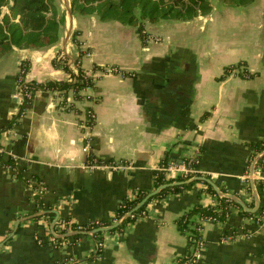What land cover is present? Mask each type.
<instances>
[{
    "label": "crops",
    "instance_id": "0c3cea01",
    "mask_svg": "<svg viewBox=\"0 0 264 264\" xmlns=\"http://www.w3.org/2000/svg\"><path fill=\"white\" fill-rule=\"evenodd\" d=\"M65 3L55 44L0 49V147L7 164L0 166V264L67 258L177 264L189 249L178 219L198 203H216L202 183L152 200L146 214L100 239L83 234L57 246L50 225L55 211L58 233L65 219L116 223L129 200L156 189L161 164L192 158L204 176L254 206L246 176L257 157L252 144L264 142V0H212L211 12L192 20L146 22V43L137 25L78 15L71 0ZM58 53L79 63L71 72L84 69L95 85L80 97L73 90H35L20 114L21 64L28 66L26 82L69 81L71 72L54 63ZM92 158L123 161L130 169L89 170L83 163ZM15 159L17 168L10 167ZM259 170L264 180V167ZM30 180L45 186L43 195ZM258 216L234 209L225 221L207 222L198 264H264V216ZM98 241L104 247L97 255Z\"/></svg>",
    "mask_w": 264,
    "mask_h": 264
},
{
    "label": "trees",
    "instance_id": "16d2710c",
    "mask_svg": "<svg viewBox=\"0 0 264 264\" xmlns=\"http://www.w3.org/2000/svg\"><path fill=\"white\" fill-rule=\"evenodd\" d=\"M237 4H242L249 0H228ZM251 1V0H250ZM212 0H71L72 12L78 15L90 16L97 15L101 20H118L122 23L137 25L140 37L146 43L148 34L144 27L146 22L159 23L165 20L188 21L200 15H205L212 10ZM65 24V12L60 13V7L57 0H0V49L19 48L41 49L55 44L59 40L62 25ZM78 32L74 33V41L80 44L77 38ZM85 51L79 52L81 58ZM54 63L62 66L71 72L67 64H62L54 58ZM61 63V64H60ZM98 68V66L96 67ZM28 70V66L25 68ZM72 80L47 82H28V89L35 90H61L63 93L73 90L76 97L81 96V91L85 88L95 85L94 77L84 69L80 68L78 74L71 72ZM31 99L26 97L25 103ZM91 112V110H90ZM89 112V113H90ZM93 124V117L88 121ZM255 148V156L264 151V142L253 143ZM167 161V160H166ZM167 163V162H164ZM264 167V157L261 158L255 171ZM154 177L155 188L164 184L178 183L170 185L160 193L154 195L140 209L135 211L131 217L124 221L116 229H122L126 224L132 222L140 215L146 214L147 205L154 199L165 197L169 193L179 194L183 191L190 190L198 183L207 186V191L215 195L216 203L214 205L196 204L191 210L178 219V227L180 231L188 236V248L195 243V239L202 236L198 230L202 223L200 220H209V222L225 221L232 215L234 209L244 217L264 216V180L259 178L255 180L256 188L260 196L261 204L256 213L245 211L238 203L225 197H221L209 183L205 181H193L187 183L188 179L199 174H191L188 176H177L176 178L167 179L165 172H158ZM210 178L209 176H206ZM247 180V187L252 194V186L250 180ZM222 191L227 192L226 188L221 187ZM149 193L140 191L138 196L120 210L117 218H121L125 213L133 209L140 201H142ZM254 200V199H253ZM254 205V201L250 203ZM108 222L90 221L88 223L78 224L71 223V227L75 230L85 229L92 230L104 225ZM56 229V226H55ZM114 229V230H116ZM103 232L95 233L100 239ZM100 249L97 254H101ZM186 254L180 255L178 263L184 261Z\"/></svg>",
    "mask_w": 264,
    "mask_h": 264
},
{
    "label": "built area",
    "instance_id": "2783aa9c",
    "mask_svg": "<svg viewBox=\"0 0 264 264\" xmlns=\"http://www.w3.org/2000/svg\"><path fill=\"white\" fill-rule=\"evenodd\" d=\"M87 55H91V53L89 51L86 52ZM57 60L63 64H67L68 67L72 66V65H79V63L77 62H71L70 59L67 57V55H65L64 53H58L56 56ZM27 65H25L24 63L21 64V71H20V76L18 79L19 82V90H18V94L17 97L21 102V110H20V114H24V109H25V99L26 97L28 99H30L33 95V91L28 89V91L26 92L25 90L27 88H29V86L27 85L28 82H26L23 78V75L25 74V67ZM111 72H114V69L110 70ZM79 70L77 72H75L76 74H78ZM109 72V71H108ZM70 80H72V78H70ZM92 117L94 118L93 112L91 111L89 113L88 119L90 120V118L92 119ZM3 152V149L0 147V166H5L7 165L5 162L2 161L1 158V154ZM18 164L17 159H15L12 163L8 164L10 167H16ZM84 166L89 169V170H95V169H109L112 171H125L127 169H130V165L126 164L123 161H116V160H102V159H98V158H92L90 161H88L87 163H83ZM17 168V167H16ZM165 172L167 179L169 178H176L177 176L183 175V176H188V175H195V174H199V175H203V173L199 170L198 168V159L197 158H192L189 159L187 161H185L183 164L181 165H175L172 163H167V164H161L155 172V175H157L156 173L158 172ZM171 175V177H169L168 175ZM261 171H255L253 178L259 179L262 178L261 177ZM174 175V176H172ZM204 176V175H203ZM246 178L248 180H250L251 176L250 173L246 176ZM29 185L31 186L33 192L39 196L43 195V193L45 192V186L40 183V182H35V181H29ZM263 216H258L257 220H261ZM202 225L201 227L198 228V230L202 233V236L197 238V240L195 239V243L192 244L190 246V248L188 249L187 253H186V258L184 259V261L178 263L179 261H177V264H198L200 262V260H202L203 258V251L205 248V240H204V228H205V224L207 222H209V220H200ZM71 221L70 220H62L61 221V226H62V232H59V234L61 233H66L69 231H74L75 229H73L71 227ZM79 230H85V229H79ZM56 233H58V231H56ZM69 237L66 238H58V237H54L53 240L56 243L57 246H62L66 243L67 239ZM104 247V242L103 241H98L97 242V248H96V252L98 253V251L100 249H103ZM98 255V254H97ZM77 262L72 259V258H67L64 262V264H76Z\"/></svg>",
    "mask_w": 264,
    "mask_h": 264
},
{
    "label": "water",
    "instance_id": "95a60500",
    "mask_svg": "<svg viewBox=\"0 0 264 264\" xmlns=\"http://www.w3.org/2000/svg\"><path fill=\"white\" fill-rule=\"evenodd\" d=\"M264 157V151H262L261 153H259L257 155V157L254 159V161L252 162L251 168H250V183L252 186V193L255 199V203L253 207H250L247 205V203L241 199L240 197H238L237 195L233 194V193H229V192H224L222 191V189L210 178L200 175V176H194L191 177L190 179H188L187 183L193 182V181H205L207 183H209L210 185H212V187L215 189V191L218 193L219 196L221 197H225L228 198L230 200H233L234 202L238 203L245 211L249 212V213H256L259 208H260V204H261V200H260V196L258 194L257 188H256V184H255V179L253 178L255 169H256V165L258 163V161ZM174 184H178L177 182L172 183V184H164L159 186L157 189H155L154 191L150 192L142 201H140L133 209H131L130 211H128L127 213H125L121 218H119L116 223L110 224V225H104L92 230H74V231H69L66 233H56L55 231V223L56 220L59 216V212L55 211V214L57 215L56 219L51 223L50 228L52 230V233L58 237V238H66V237H72V236H77V235H94L95 233L98 232H103V231H111L113 229H116L117 227H119L121 224L124 223L125 220H127L129 217H131L133 215V213L135 211H137L138 209H140L142 206H144L148 200L150 198H152L154 195L160 193L162 190H164L165 188H167L170 185H174ZM45 213V211L43 212H39L36 215L33 216H40L43 215ZM23 220H20V222H22Z\"/></svg>",
    "mask_w": 264,
    "mask_h": 264
},
{
    "label": "rangeland",
    "instance_id": "374dc122",
    "mask_svg": "<svg viewBox=\"0 0 264 264\" xmlns=\"http://www.w3.org/2000/svg\"><path fill=\"white\" fill-rule=\"evenodd\" d=\"M67 2H68V0H66ZM65 0H57V3L59 4V7H60V9H61V11L63 10V9H66V2ZM62 5H63V9H62ZM64 11V10H63Z\"/></svg>",
    "mask_w": 264,
    "mask_h": 264
}]
</instances>
